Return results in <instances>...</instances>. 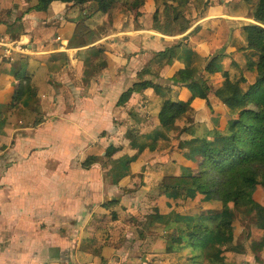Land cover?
I'll list each match as a JSON object with an SVG mask.
<instances>
[{
	"label": "crops",
	"instance_id": "crops-1",
	"mask_svg": "<svg viewBox=\"0 0 264 264\" xmlns=\"http://www.w3.org/2000/svg\"><path fill=\"white\" fill-rule=\"evenodd\" d=\"M87 4L24 14L19 5L13 20L0 17L2 41L21 45L0 47V264H264V186L220 249L201 239L166 251L165 233L186 229L211 201L161 190L164 176L197 169L180 140L216 142L238 116L214 91L226 78L255 81L244 31L253 1L194 0L189 27L166 33L152 26V0L136 17ZM185 68L193 87L173 80ZM23 75L30 92L17 98ZM164 100L188 102L169 127L158 118Z\"/></svg>",
	"mask_w": 264,
	"mask_h": 264
},
{
	"label": "trees",
	"instance_id": "trees-1",
	"mask_svg": "<svg viewBox=\"0 0 264 264\" xmlns=\"http://www.w3.org/2000/svg\"><path fill=\"white\" fill-rule=\"evenodd\" d=\"M147 0H37L27 10L45 11L53 2L74 4L96 3V11L106 13L114 3L119 2L125 13L140 14L139 9ZM156 4L162 2V9L156 7L153 13V28L159 32L183 31L192 22L188 10L194 0H152ZM254 8L252 18L255 23L244 26L247 37L246 48L257 54V59L248 67L255 72V81L242 87L243 78L230 80L215 89V95L229 108L238 111V116L231 120L225 135L216 142L204 138L192 137L180 140L178 148L186 156L198 158V166L194 173L182 175H166L161 181L162 192L174 191L177 197L192 193L204 194L205 198L216 201L220 209L212 210V214L194 218L186 223V229L179 230L170 238L171 243L183 246L197 244L201 240L203 247H230L233 242L232 223L236 212L249 210L252 206V193L257 185L264 186V0H252ZM78 23L75 33L81 29ZM172 48H169V51ZM209 72L215 70L213 61L205 67ZM16 97L20 98L30 91L29 76L19 77ZM193 74L185 68L179 70L173 80L188 82L193 87ZM148 81L138 87L150 85ZM137 87L123 92L118 104L124 103ZM205 85H201L197 94L205 96ZM188 102L164 100L158 118L161 126L169 127L175 118L185 112ZM190 127L184 128L180 136L190 134ZM88 162V161H87ZM87 165V164H86ZM192 192V193H191ZM167 251L171 246L166 247Z\"/></svg>",
	"mask_w": 264,
	"mask_h": 264
},
{
	"label": "rangeland",
	"instance_id": "rangeland-1",
	"mask_svg": "<svg viewBox=\"0 0 264 264\" xmlns=\"http://www.w3.org/2000/svg\"><path fill=\"white\" fill-rule=\"evenodd\" d=\"M36 3H37V0H0V17H3V18L7 17V18L13 20V17H15L14 15L17 13V8H18L19 5H21V9H20L21 13L24 14V13L27 12V9H29L30 6H32V5L36 4ZM155 5H156L157 8H159V10L162 9V2H161V1L157 2ZM86 7H88L89 9H90V8L94 9V8H96V3H94V2H90V3L87 4ZM109 11H110V12L117 13V14H120V13L126 14L125 12H127V11H125V10L122 8V6H121V4H120L119 2L114 3V4L112 5V7L109 9ZM109 11H108V12H109ZM13 14H14V15H13ZM16 15H17V14H16ZM18 15H19V14H18ZM18 20H20V19L18 18ZM13 38H16V36H13ZM28 39H29V38H26V37H25V38L22 39V40L26 43V41H28ZM0 40L2 41L1 37H0ZM2 42H3V41H2ZM24 42H22V43H24ZM3 43H8V42H3ZM0 47H3V46L0 44ZM3 49H4V47H3ZM195 195H196V194H195ZM197 198H199L200 200H202L203 198H205V195H204V194H200V193H198ZM208 200H209V199H208ZM209 201H211V203H210ZM209 201H208L209 204H207V205H209V206H207V207L205 208V209L209 208V210H208L209 212H207L206 214L203 212V215L212 214V210H213V211H214V210L217 211L218 209H220V204H219L218 202H216V201H212V200H209ZM197 203H198V202H197ZM210 205H211V206H210ZM198 215L200 216V214H198ZM237 216H238V215H237ZM197 217H198V216H197ZM238 222H239V225H241V224L244 223V220L241 219V220H238ZM175 233H178V231L173 230L171 233H170V232L168 233V231H167V233H165V236H166V239H165L166 244H167V245H170L171 247H173V246L175 245V243H171L170 238H171V237H174L173 235H174ZM176 245H178V244H176ZM178 246L181 247L180 245H178ZM174 247H175V246H174ZM165 250L167 251L166 248H165ZM171 250H172V249H171ZM179 251H180V253H181L182 255H183L184 253L189 254V251H188V250H186V251H183V250H182V252H181V250H179ZM179 251H178V252H179Z\"/></svg>",
	"mask_w": 264,
	"mask_h": 264
},
{
	"label": "built area",
	"instance_id": "built-area-1",
	"mask_svg": "<svg viewBox=\"0 0 264 264\" xmlns=\"http://www.w3.org/2000/svg\"><path fill=\"white\" fill-rule=\"evenodd\" d=\"M0 44L4 47V50H12V49H14V48H16V47H19V46H21L20 45V42H8V43H3L1 40H0Z\"/></svg>",
	"mask_w": 264,
	"mask_h": 264
}]
</instances>
